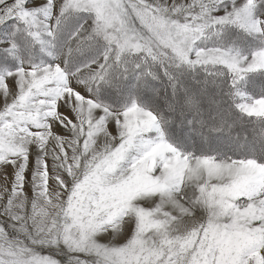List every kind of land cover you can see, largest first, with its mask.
I'll return each instance as SVG.
<instances>
[{
	"label": "snow or ice",
	"instance_id": "6c2138e0",
	"mask_svg": "<svg viewBox=\"0 0 264 264\" xmlns=\"http://www.w3.org/2000/svg\"><path fill=\"white\" fill-rule=\"evenodd\" d=\"M0 181V264H264V0H0Z\"/></svg>",
	"mask_w": 264,
	"mask_h": 264
},
{
	"label": "rangeland",
	"instance_id": "374dc122",
	"mask_svg": "<svg viewBox=\"0 0 264 264\" xmlns=\"http://www.w3.org/2000/svg\"><path fill=\"white\" fill-rule=\"evenodd\" d=\"M56 131H61V130L59 128H57ZM249 134L251 135V133H249ZM49 164H51V161H49ZM8 171L11 172V169H9ZM9 179H11V177H9ZM0 183H2V181H0ZM26 190L28 191L29 196H31V191L28 189H26ZM129 234H130V229L125 232L124 236H122L118 240H116L115 243H117V244L123 243ZM103 239H104V242H107L109 239H111V237L108 236V237H104Z\"/></svg>",
	"mask_w": 264,
	"mask_h": 264
},
{
	"label": "trees",
	"instance_id": "16d2710c",
	"mask_svg": "<svg viewBox=\"0 0 264 264\" xmlns=\"http://www.w3.org/2000/svg\"><path fill=\"white\" fill-rule=\"evenodd\" d=\"M249 137L251 138V135L249 134Z\"/></svg>",
	"mask_w": 264,
	"mask_h": 264
}]
</instances>
